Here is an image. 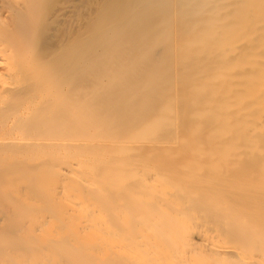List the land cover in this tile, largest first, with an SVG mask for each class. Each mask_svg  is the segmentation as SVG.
Here are the masks:
<instances>
[{
	"label": "bare ground",
	"instance_id": "1",
	"mask_svg": "<svg viewBox=\"0 0 264 264\" xmlns=\"http://www.w3.org/2000/svg\"><path fill=\"white\" fill-rule=\"evenodd\" d=\"M3 2L0 264H264V0Z\"/></svg>",
	"mask_w": 264,
	"mask_h": 264
},
{
	"label": "rangeland",
	"instance_id": "2",
	"mask_svg": "<svg viewBox=\"0 0 264 264\" xmlns=\"http://www.w3.org/2000/svg\"><path fill=\"white\" fill-rule=\"evenodd\" d=\"M2 1V2H1ZM17 1V0H16ZM23 1L24 0H21V3H23ZM17 3H19V1L17 2ZM4 4H6L5 2H3V0H0V6H2V7H0V16L1 17H6V18H4V19H7L8 17V15H9V11L8 10H10V9H8L7 8V6L6 5H4ZM2 9V10H1ZM6 10V11H5ZM5 11V12H4ZM1 12L3 13V15L1 14ZM8 13V14H7Z\"/></svg>",
	"mask_w": 264,
	"mask_h": 264
}]
</instances>
